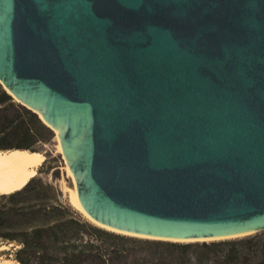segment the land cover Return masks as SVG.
<instances>
[{"label": "water", "instance_id": "water-1", "mask_svg": "<svg viewBox=\"0 0 264 264\" xmlns=\"http://www.w3.org/2000/svg\"><path fill=\"white\" fill-rule=\"evenodd\" d=\"M0 81L103 227L264 230V0H0Z\"/></svg>", "mask_w": 264, "mask_h": 264}, {"label": "trees", "instance_id": "trees-1", "mask_svg": "<svg viewBox=\"0 0 264 264\" xmlns=\"http://www.w3.org/2000/svg\"><path fill=\"white\" fill-rule=\"evenodd\" d=\"M55 136L0 81V150L42 152ZM0 240L13 244L4 252H13L18 264H264V232L213 240L118 232L83 218L39 174L0 193Z\"/></svg>", "mask_w": 264, "mask_h": 264}, {"label": "bare ground", "instance_id": "bare-ground-1", "mask_svg": "<svg viewBox=\"0 0 264 264\" xmlns=\"http://www.w3.org/2000/svg\"><path fill=\"white\" fill-rule=\"evenodd\" d=\"M59 148L60 151H62L60 145ZM45 160L46 155L41 151H31L27 149L0 150V193L11 192L24 186L33 176H36L39 166L42 165ZM68 171L69 174H72L69 167ZM76 194L77 190L75 189L72 198ZM76 207L92 220V222L96 223L91 216L77 205ZM3 247L9 246L3 245L2 248ZM0 264H16V260L11 258L2 259L0 256Z\"/></svg>", "mask_w": 264, "mask_h": 264}, {"label": "rangeland", "instance_id": "rangeland-1", "mask_svg": "<svg viewBox=\"0 0 264 264\" xmlns=\"http://www.w3.org/2000/svg\"><path fill=\"white\" fill-rule=\"evenodd\" d=\"M16 99V98H15ZM60 141L58 138V134L56 132V136L53 140V142L48 143L45 145L43 153H45L46 158L48 157L50 160H48L46 163L44 162L42 165L38 168V173L44 179L49 180L53 183H55L62 191L63 198L85 219L90 220L81 210H79L76 205L72 201V195L73 192L76 189L74 177L72 174H69L68 171V164L67 161L63 155V153L60 151L59 148ZM47 151V153H46ZM54 167V168H52ZM92 221V220H90ZM258 232H264L263 230H260ZM257 233V232H255ZM254 234V233H252ZM3 245H8L9 247H3ZM12 246V244H8L5 241L0 240V256L1 258H11L14 259V254L12 253H5L4 250L8 249ZM16 264H18V261L16 260Z\"/></svg>", "mask_w": 264, "mask_h": 264}]
</instances>
